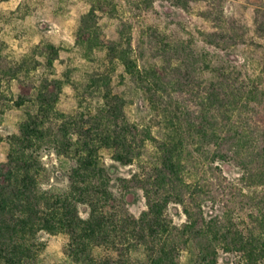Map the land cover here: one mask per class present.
<instances>
[{"label": "trees", "instance_id": "trees-1", "mask_svg": "<svg viewBox=\"0 0 264 264\" xmlns=\"http://www.w3.org/2000/svg\"><path fill=\"white\" fill-rule=\"evenodd\" d=\"M157 1L206 28L151 25L134 46L129 24L99 42L95 0L76 45L94 66L62 78L63 48L15 60L0 43V122L16 118L0 137V264H49V238L64 264H264V6L249 24L226 0L128 4L147 22Z\"/></svg>", "mask_w": 264, "mask_h": 264}, {"label": "rangeland", "instance_id": "rangeland-1", "mask_svg": "<svg viewBox=\"0 0 264 264\" xmlns=\"http://www.w3.org/2000/svg\"><path fill=\"white\" fill-rule=\"evenodd\" d=\"M95 0H0V43L7 49L2 52L9 59L19 60L25 56L38 58L40 50L46 44L63 48L56 63L55 76L62 78L70 69L81 68L83 73L94 64L82 59L77 52L78 30L82 19L93 9ZM264 6V0H226L224 8L234 18L252 24L254 9ZM199 10L184 12L166 8V4L157 1L154 10L149 14L150 20L137 19L128 0H107L104 12L98 13L99 42L109 43L125 26H133V44L136 46L143 39V30L147 27L159 26L165 29L170 37L184 38L180 32L183 28L196 30L206 28L199 17ZM160 15L159 17L155 16ZM170 14L172 16H168ZM15 92L28 94L29 89L23 85L14 87ZM74 92L66 88L64 104L59 108L69 110L74 104ZM135 106L132 114L135 115ZM14 119V120H13ZM0 122V137L4 140L15 131L14 122ZM7 145L0 143V161H5ZM125 174L130 168L124 169ZM146 210L145 202L132 208L135 215L140 216ZM180 222V218H176ZM65 241L61 238H49L44 258L49 264H64Z\"/></svg>", "mask_w": 264, "mask_h": 264}]
</instances>
